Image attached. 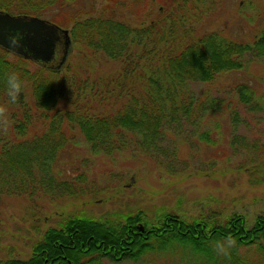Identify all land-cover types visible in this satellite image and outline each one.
<instances>
[{"label":"trees","instance_id":"16d2710c","mask_svg":"<svg viewBox=\"0 0 264 264\" xmlns=\"http://www.w3.org/2000/svg\"><path fill=\"white\" fill-rule=\"evenodd\" d=\"M203 1L154 0L156 7L144 5L147 14L152 12L151 18L130 25L100 12L82 18L67 13L65 17L68 6L77 0H0V10L7 13L37 15L63 28L71 21L69 60L58 69L42 67L0 48V106L10 107L13 135H23L41 119L46 122V128L30 139L0 136V179L25 187L33 169L44 170L62 144L61 139H52L62 123L74 126L96 153H110L124 145L129 132L138 133L141 143L154 147L163 125L180 121L193 110L186 88L190 83L209 82L217 74L241 68L243 56L264 55V30L251 42L242 43L216 31L191 34L183 28ZM79 44L118 62L116 76L79 79L72 68L77 63L71 51V45L76 51ZM10 73H16L22 83L15 104L6 95ZM25 87L30 106L24 100ZM240 96L245 103L249 92ZM160 217L150 222L137 213L127 214L121 222L67 214L59 227L46 228L29 258L6 259L0 264H95L100 257L136 260L146 251L174 243L199 256L201 264H264L262 216L255 215L249 226L235 212L222 222L204 216L184 222L170 212ZM140 219L146 223L141 230ZM227 236L236 240V246L230 257L217 255L212 245Z\"/></svg>","mask_w":264,"mask_h":264},{"label":"rangeland","instance_id":"374dc122","mask_svg":"<svg viewBox=\"0 0 264 264\" xmlns=\"http://www.w3.org/2000/svg\"><path fill=\"white\" fill-rule=\"evenodd\" d=\"M148 3L156 7L154 0H77L65 17L100 12L138 25L151 18L152 12L144 9ZM194 13L183 27L191 34L216 31L249 43L264 30V0H205ZM71 51L79 79L96 81L119 72L118 62L81 44L76 51L71 45ZM242 65L209 82L190 83L186 88L193 110L163 125L154 147L129 132L124 145L96 153L74 126L62 123L52 135L62 144L44 170L33 169L25 187L0 179V263L29 258L46 228L59 227L67 214L122 222L125 215L137 213L151 222L170 212L184 222L198 216L222 222L235 212L245 217L247 226L255 215L264 217V55L243 56ZM243 91L249 92L245 103ZM24 96L30 106L27 87ZM6 109L8 127L6 132L1 129V137L30 139L46 128L41 119L16 137L10 107ZM97 260L95 264H201L199 256L177 243L146 251L136 260Z\"/></svg>","mask_w":264,"mask_h":264},{"label":"water","instance_id":"95a60500","mask_svg":"<svg viewBox=\"0 0 264 264\" xmlns=\"http://www.w3.org/2000/svg\"><path fill=\"white\" fill-rule=\"evenodd\" d=\"M22 34L19 48H12L9 36ZM70 36L48 19L33 15L11 14L0 10V48L42 67L58 69L69 53ZM141 230L142 225H139Z\"/></svg>","mask_w":264,"mask_h":264},{"label":"clouds","instance_id":"9594fccd","mask_svg":"<svg viewBox=\"0 0 264 264\" xmlns=\"http://www.w3.org/2000/svg\"><path fill=\"white\" fill-rule=\"evenodd\" d=\"M22 34L16 33L10 35L8 40L12 48H19ZM22 93V83L19 76L16 73H10L6 78V95L9 101L13 104L19 101V96ZM7 109L5 106H0V129L4 132L7 131ZM236 246V240L232 236H227L223 240L215 241L212 245L213 250L217 255L230 257V250Z\"/></svg>","mask_w":264,"mask_h":264}]
</instances>
